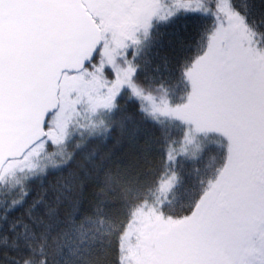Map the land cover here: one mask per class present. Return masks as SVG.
<instances>
[{
	"label": "snow or ice",
	"instance_id": "1",
	"mask_svg": "<svg viewBox=\"0 0 264 264\" xmlns=\"http://www.w3.org/2000/svg\"><path fill=\"white\" fill-rule=\"evenodd\" d=\"M177 13L211 25L164 80L152 33ZM114 131L118 158L94 147ZM178 156L207 158L194 185ZM49 241L63 264L113 245V264H264V20L236 0H0V264H50Z\"/></svg>",
	"mask_w": 264,
	"mask_h": 264
},
{
	"label": "trees",
	"instance_id": "2",
	"mask_svg": "<svg viewBox=\"0 0 264 264\" xmlns=\"http://www.w3.org/2000/svg\"><path fill=\"white\" fill-rule=\"evenodd\" d=\"M236 4L241 11L247 10L250 21L256 22L260 25L261 21L264 20V0H236ZM211 25V20L203 16L202 14H192V13H179L174 17H170L166 21H160L155 30L152 33V46L149 52V59L151 60L152 68H159L158 77L169 80L172 79L178 69V66L182 65L184 62L194 59L199 53L200 36L206 27ZM174 82V81H173ZM184 95L183 91H175L174 96L178 99L180 96ZM125 104V100H121V105ZM130 108H134L135 104L130 103ZM145 129H150V125H142ZM212 135L220 136V134L213 133ZM120 138L119 132L114 131L111 137L105 142L94 145L102 148L104 152L115 153L114 158L120 156L119 147L117 144ZM223 140L224 138L220 136ZM213 151L209 153L212 157H221L226 154V141L223 147L218 144H213ZM163 154L159 151L155 153V169L154 175L157 178H163L165 175V167L161 162V156ZM166 160V157H164ZM179 164H174L177 171L181 177L190 185H194L197 179V174L194 171L195 168L201 169V174H203L205 161L197 164L192 161L184 160L182 157H177ZM75 171V165L73 168L68 169L65 172L60 173L57 176L48 177V182L54 179H68L71 174ZM32 186L33 196L40 192L38 186ZM31 199V197H30ZM87 206V205H85ZM114 249V245H113ZM113 249H109L106 253L108 264H113L115 260V252ZM11 255H27V249H22L18 254L13 250H9ZM49 260L50 264H63V257L67 254V249L64 250L63 254L58 253L57 245L49 241L48 245Z\"/></svg>",
	"mask_w": 264,
	"mask_h": 264
},
{
	"label": "rangeland",
	"instance_id": "3",
	"mask_svg": "<svg viewBox=\"0 0 264 264\" xmlns=\"http://www.w3.org/2000/svg\"><path fill=\"white\" fill-rule=\"evenodd\" d=\"M173 2H178V0H173ZM184 3L186 4H191L193 7H195L198 3H199V0H183ZM179 13H177L176 15H178ZM175 15V16H176ZM174 17V16H173ZM168 20V19H166ZM166 20H162V21H166ZM177 159V158H176Z\"/></svg>",
	"mask_w": 264,
	"mask_h": 264
}]
</instances>
